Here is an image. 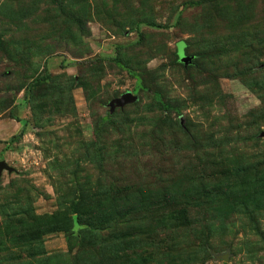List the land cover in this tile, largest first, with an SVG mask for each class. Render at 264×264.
<instances>
[{
    "label": "rangeland",
    "instance_id": "1",
    "mask_svg": "<svg viewBox=\"0 0 264 264\" xmlns=\"http://www.w3.org/2000/svg\"><path fill=\"white\" fill-rule=\"evenodd\" d=\"M0 161V264H264V0H0Z\"/></svg>",
    "mask_w": 264,
    "mask_h": 264
},
{
    "label": "water",
    "instance_id": "2",
    "mask_svg": "<svg viewBox=\"0 0 264 264\" xmlns=\"http://www.w3.org/2000/svg\"><path fill=\"white\" fill-rule=\"evenodd\" d=\"M183 63L185 65H189L192 62V58L190 57H184L182 59ZM138 100V97L134 96V94L132 92H129L127 94H125L121 99H117L115 100L111 106H118V107H125L128 104L135 102ZM4 170H8L11 171L10 167L4 162V161H0V177L3 173Z\"/></svg>",
    "mask_w": 264,
    "mask_h": 264
},
{
    "label": "trees",
    "instance_id": "3",
    "mask_svg": "<svg viewBox=\"0 0 264 264\" xmlns=\"http://www.w3.org/2000/svg\"><path fill=\"white\" fill-rule=\"evenodd\" d=\"M149 25H153V24H149ZM77 209H78V208H77V206H76V208H75L76 211L74 210L75 213H77ZM73 222H74V226H75V225H76V222H75V221H73Z\"/></svg>",
    "mask_w": 264,
    "mask_h": 264
}]
</instances>
